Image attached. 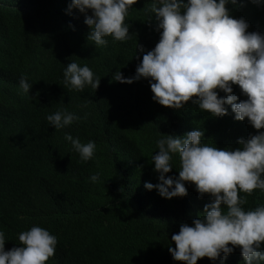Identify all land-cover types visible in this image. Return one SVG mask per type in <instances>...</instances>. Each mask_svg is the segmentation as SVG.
<instances>
[{
  "label": "trees",
  "instance_id": "obj_1",
  "mask_svg": "<svg viewBox=\"0 0 264 264\" xmlns=\"http://www.w3.org/2000/svg\"><path fill=\"white\" fill-rule=\"evenodd\" d=\"M69 3L0 0V230L7 239L5 250L19 246L17 234L36 224L57 237L48 264H181L167 251L175 247L171 235L181 223L191 225L210 200L198 198L190 183L184 197L172 199L144 189L145 182H158L150 162L155 140L198 128L204 143L232 149L238 138L255 130L246 120L235 121L230 108L218 118L190 102L172 110L151 99L147 80L124 84L112 79L117 70L124 77L134 74L143 55L136 44L146 52L158 42L154 18L148 22L144 11L150 0H137L130 9L126 19L132 39L110 40L104 48L87 40L84 16L69 11ZM231 15L243 17L248 31H259L256 17H264V7L244 0ZM73 60L101 77L97 89L77 93L64 88L62 70ZM22 73L32 83L33 98L19 91ZM233 94L237 102L246 99L238 86L233 85ZM62 107L87 113V119L55 131L44 117ZM65 133L82 143L93 140L96 160L81 162ZM173 165L166 176L178 175L175 158ZM96 171L102 182L93 185L88 177ZM247 200L246 210L264 204V193L254 192ZM196 264L213 262L200 258ZM224 264H242L238 247Z\"/></svg>",
  "mask_w": 264,
  "mask_h": 264
},
{
  "label": "clouds",
  "instance_id": "obj_2",
  "mask_svg": "<svg viewBox=\"0 0 264 264\" xmlns=\"http://www.w3.org/2000/svg\"><path fill=\"white\" fill-rule=\"evenodd\" d=\"M264 7V0H248ZM137 0H70L68 10L83 14L89 28L87 40L95 48L132 39L127 22L130 9ZM244 0H150L144 8L147 21L154 18L158 42L143 53L135 72L124 77L117 70L112 79L131 84L147 80L151 99L172 110H181L185 102L196 105L211 117H223L230 108L235 121H245L255 134L238 138L236 148H217L204 143L203 129L194 128L182 136L161 134L155 140V154L150 162L157 174V183L145 182V190L155 189L164 199L184 197L185 184L190 183L198 198L208 196L210 202L191 225L181 223L171 235L175 247L167 251L174 261L196 264L208 258L224 264L227 256L239 248L242 264H264V204L245 209L247 197L264 193V17L257 16V29L248 31L249 23L231 15L233 8L243 7ZM64 88L83 93L86 88L97 89L98 77L87 65L75 60L62 70ZM29 83L20 74L18 87L29 97ZM238 86V101L233 94ZM223 93V95H219ZM33 98V97H29ZM48 126L61 131L87 119L59 108L44 117ZM81 162L96 160L97 145L93 140L82 143L79 137L64 134ZM178 160V175H167ZM95 185L101 183V173L88 177ZM19 246L5 250L6 236L0 230V264H48L56 251L57 237L46 228L32 225L16 237Z\"/></svg>",
  "mask_w": 264,
  "mask_h": 264
}]
</instances>
